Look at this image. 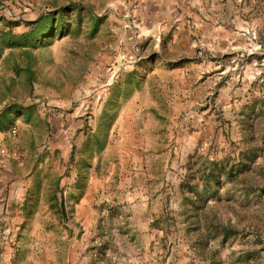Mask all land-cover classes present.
Wrapping results in <instances>:
<instances>
[{
    "label": "rangeland",
    "instance_id": "rangeland-1",
    "mask_svg": "<svg viewBox=\"0 0 264 264\" xmlns=\"http://www.w3.org/2000/svg\"><path fill=\"white\" fill-rule=\"evenodd\" d=\"M156 1L0 0L6 149L12 166L33 165L29 199H38L19 207L26 219L39 213L40 225L54 227L39 233L38 264H55L57 255L65 264L79 199L116 216L150 213L154 264H264V0H170L165 30L157 28L163 14ZM189 1L210 22L203 29L186 13ZM176 35L191 46L172 44ZM159 36L170 44L157 45ZM171 47H186L184 58L172 61L178 56ZM164 66L182 71L165 77L168 87H153ZM153 101L161 106L150 108ZM136 112L142 149L124 162L144 174L136 186L122 187V156L109 144ZM161 144L166 149L156 155ZM53 151L61 168L76 169L72 203L63 204V181L58 189L51 178L44 189L42 175L56 172L38 171L37 157ZM95 167L101 195L90 182ZM58 236L60 253L53 249Z\"/></svg>",
    "mask_w": 264,
    "mask_h": 264
},
{
    "label": "crops",
    "instance_id": "crops-1",
    "mask_svg": "<svg viewBox=\"0 0 264 264\" xmlns=\"http://www.w3.org/2000/svg\"><path fill=\"white\" fill-rule=\"evenodd\" d=\"M170 0H161L156 1L157 6L161 8L162 19L158 18L157 28L162 26V29H166V26L169 23L167 10ZM202 1V0H201ZM190 4V6H189ZM199 4V0H196L194 5L191 1L188 2L185 7L186 13L189 16H193V21H195L197 27L203 29L205 23L210 24L194 12L191 8V5L196 6ZM202 4V3H201ZM201 6V5H200ZM205 7V6H204ZM208 15V14H207ZM209 16V15H208ZM210 16L208 19L210 20ZM162 20V22H161ZM3 22H0V28L3 25ZM17 24H22V22H17ZM160 25V26H159ZM9 25H7L8 28ZM9 29V28H8ZM2 32L0 33L1 36ZM166 42V37H157L155 38V43L157 45L160 42L164 44ZM184 40H187L189 47L191 46V39L187 37H180L179 35L174 36L172 39V44H185ZM168 45L169 42H166ZM195 43H193L194 47ZM172 51V54L178 56L172 61L180 60L187 49L183 48V51H177L176 48L171 47L169 49ZM174 52V53H173ZM162 57L164 55L160 53ZM182 69L179 67L167 68L164 66L161 73H158L155 78L154 86L159 87H168L170 81L168 78L169 74L180 75ZM167 77V78H165ZM152 87V88H153ZM154 91V89H152ZM155 95V100L159 99L157 94ZM161 101V99H160ZM161 106V103L153 101V104L150 105V108H158ZM122 122L124 131L122 132V138L115 140L114 143L109 144L113 150L118 151V155L122 156V160L119 165H116L117 173L122 175L119 177V182L121 186H136L137 180L142 179L144 174L141 168L137 165L132 166L131 168L128 165H125V156H135L139 154L142 147L137 144V136L141 132L142 126H140L142 121V114L139 112L129 114ZM8 131L6 127H0V230H5L9 241L6 244V249L8 251L9 257L11 254H15V247L17 250L16 254V264H38L37 262V253L42 251L41 241L39 233L44 230H49L54 228L50 225H40L37 218L40 216L39 213L34 214V220L32 218L26 219L22 208L19 205H24L30 200L38 201V199H29L30 194L32 193L29 188H31L30 181L34 178V169L33 165L24 166V164L19 163L17 166H12L10 164L11 157L8 155ZM119 135V134H118ZM7 144V145H6ZM161 147L156 148V155L163 154V150L166 149V145L161 144ZM60 152L53 151L52 155L48 153H42L37 159L40 158V162L37 164V169L40 171V168L43 170H52L53 173L51 177L47 176L42 179L46 181L44 183V189L48 191L49 182L51 178L59 182L58 189L61 188L60 182L63 181L64 186H66V194L64 195L63 204L67 203V199H76V182H77V172L73 167L71 172V164L68 167H62L60 165ZM52 159V163L49 164V160ZM22 164V165H21ZM21 165V166H20ZM36 168V166H35ZM63 169V173H61ZM37 171V170H36ZM101 172L95 168H92V176L90 182L91 186L95 187V190L100 194V189L102 188V175ZM64 176L63 178L62 175ZM94 182V185H93ZM47 185V186H46ZM48 195V193H46ZM60 195V194H58ZM45 193H41L40 202H43V197ZM87 196V194H86ZM61 200V199H60ZM88 199H79L78 202L73 201L77 206L79 211H75L73 216L69 221L70 235L68 239V250L69 257L63 258L65 264H154L156 260L155 255V244L153 239L150 238L149 226L151 220L150 213H141L138 210H130L127 212H122L117 216L115 214L109 213L108 210L104 207L99 206L97 209L93 210L92 207L86 206ZM46 202H51L49 199H45ZM125 202L139 203V201L131 202L126 200ZM62 202L60 201L59 204ZM118 217V218H117ZM118 221V222H116ZM141 221V222H138ZM53 226L56 224V227H60L59 221L53 218ZM144 224V227L141 225ZM3 226V227H2ZM47 226V227H46ZM48 228V229H47ZM41 235V234H40ZM64 237L58 236V242L54 245V250L61 252L63 246L61 245ZM99 242V243H95ZM99 244V245H97ZM100 246V247H97ZM29 251H34V255H28ZM96 253L97 255H94ZM59 256V257H58ZM60 255H57L55 264L60 263ZM54 260V259H53ZM23 261V262H21Z\"/></svg>",
    "mask_w": 264,
    "mask_h": 264
},
{
    "label": "built area",
    "instance_id": "built-area-1",
    "mask_svg": "<svg viewBox=\"0 0 264 264\" xmlns=\"http://www.w3.org/2000/svg\"><path fill=\"white\" fill-rule=\"evenodd\" d=\"M12 136L17 135V128L14 127L11 130ZM9 241V237L6 234L5 230H0V262L3 264H14L10 257L8 256V253L6 251V244Z\"/></svg>",
    "mask_w": 264,
    "mask_h": 264
},
{
    "label": "trees",
    "instance_id": "trees-1",
    "mask_svg": "<svg viewBox=\"0 0 264 264\" xmlns=\"http://www.w3.org/2000/svg\"><path fill=\"white\" fill-rule=\"evenodd\" d=\"M2 117H4V116H0V127L1 128L4 127V124H5V121H6V119L5 118H2Z\"/></svg>",
    "mask_w": 264,
    "mask_h": 264
}]
</instances>
